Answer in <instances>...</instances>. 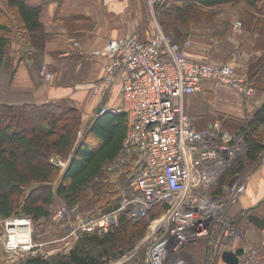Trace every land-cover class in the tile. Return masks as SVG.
<instances>
[{"label": "built area", "instance_id": "1", "mask_svg": "<svg viewBox=\"0 0 264 264\" xmlns=\"http://www.w3.org/2000/svg\"><path fill=\"white\" fill-rule=\"evenodd\" d=\"M146 1L153 8L173 0ZM235 24L241 25L239 21ZM191 44L189 38L173 42L157 28L147 39L138 33L109 38L93 51L105 56L107 62L103 75L88 85L92 99L102 102L118 79V111L127 118L122 150L109 168L129 155H134L135 161L128 189L120 193L119 206L94 218L80 216L76 229L107 231L123 211L129 219L150 220L155 225L149 230L148 246L139 264H186L185 247L198 239L206 240L205 264L221 258L224 250L240 247L243 252L238 264H260L258 249L264 248V228L258 229L257 245L245 242L243 230L226 214L246 189L247 171L234 173L219 195L211 192L221 173L244 154L242 133L223 129L218 121L196 130L182 105L184 95L196 91L203 79L229 85L246 96H251L254 88L228 63L194 60L188 51ZM40 73L45 78L51 76L45 65ZM105 109L100 107L94 116ZM81 133L79 129L77 136ZM49 161L63 169L68 159L53 155ZM261 161L264 149L257 162ZM156 205H165V210L150 219L149 212ZM56 215L63 216L65 211L60 208ZM3 225L0 242L8 253L23 254L41 245L32 239L29 217L10 216ZM217 243L221 245L218 255Z\"/></svg>", "mask_w": 264, "mask_h": 264}, {"label": "trees", "instance_id": "2", "mask_svg": "<svg viewBox=\"0 0 264 264\" xmlns=\"http://www.w3.org/2000/svg\"><path fill=\"white\" fill-rule=\"evenodd\" d=\"M7 6L9 11H0V68L9 51L12 7L26 30H40L38 7L27 6L22 0H8ZM154 11L163 32L177 43H182L193 28L209 30L223 39L231 34L236 20L245 29L264 33V0H173L168 6L155 4ZM35 44L42 48L41 42ZM253 75L254 72L249 73L248 83L260 86ZM37 113L44 119L38 125L30 124ZM82 121L81 112L70 99L22 106L0 103V220L30 217L35 242L43 233L56 231L64 224L65 216L55 218L61 207L67 212L76 208L94 218L116 209L121 191L128 189L135 156L129 155L109 168L122 150L126 114L105 110L85 123L77 137ZM241 133L245 152L218 177L214 194H220L234 173L244 171L259 159L264 149V102L241 126ZM53 155L68 157L63 170L49 161ZM165 207L154 206L149 216H159ZM146 225L144 219H129L121 211L116 225L108 231L80 230L67 254L28 255L18 264H105L111 254L133 247Z\"/></svg>", "mask_w": 264, "mask_h": 264}, {"label": "crops", "instance_id": "3", "mask_svg": "<svg viewBox=\"0 0 264 264\" xmlns=\"http://www.w3.org/2000/svg\"><path fill=\"white\" fill-rule=\"evenodd\" d=\"M22 1L27 6L38 7L40 30H26L16 10L11 8L9 51L0 68V103L22 106L70 99L81 112L84 124L99 107L92 99L88 85L103 75L107 62L105 56L93 51L100 49L109 38L138 33L141 39H147L158 27L154 7L150 8L146 0ZM7 4L8 0H0V11H9ZM235 22L231 34L223 39L216 38L209 30L193 28L186 37L192 43L188 51L197 61L228 63L246 82L249 73L254 72L260 86H252L253 94L246 96L229 85L203 79L198 89L184 95L182 100L183 110L196 130L218 121L223 129L241 132V126L264 102V33L236 26ZM35 42H41L42 48ZM43 65L51 73L50 78L40 73ZM101 105L106 110L119 112L121 90L118 79ZM257 161L244 170L247 171L246 189L226 212L230 221L243 232L252 229L256 234L259 227L248 222L246 215L262 216L264 213V161ZM243 240L250 242L245 233ZM205 244L206 240L198 239L185 247L186 264L201 263ZM258 257L260 264H264V248L258 249ZM216 260L215 264H225L221 258Z\"/></svg>", "mask_w": 264, "mask_h": 264}, {"label": "rangeland", "instance_id": "4", "mask_svg": "<svg viewBox=\"0 0 264 264\" xmlns=\"http://www.w3.org/2000/svg\"><path fill=\"white\" fill-rule=\"evenodd\" d=\"M170 5V3H169ZM168 6V4H167ZM154 19L155 22L157 24V28H160L162 30L161 25L158 22V18L154 12ZM163 31V30H162ZM43 115H41L40 113L38 114H34L33 117H31V121L30 124L33 125H38L41 123V121L43 120ZM84 126V123L82 121V125L80 127ZM83 129V127H82ZM58 156V155H56ZM60 157V156H59ZM63 158V157H61ZM68 157H66L65 159H67ZM127 157H125L124 160H126ZM128 159V158H127ZM242 173L244 174V171H242ZM128 176V175H127ZM230 180V179H229ZM229 180L227 181V183L229 182ZM226 183V184H227ZM117 188L120 189L119 184L117 185ZM62 209L65 211V217L62 218V220L64 221V224L60 227H57V230H60L57 234V236L60 237L59 238H55L54 234L55 229H53L50 232L47 233H43V236H41L40 238H38V240L43 241L42 245L35 247L34 249H32V251H28L26 253H8L7 251L4 250V247L2 244H0V264H18L23 258H25L28 255H36V254H41V255H49V254H56L57 252L65 255L67 254L75 245L76 239L79 236V229H76V225L78 222V218L80 216H85L84 212L80 211V210H69L68 212L65 210L64 207H62ZM156 218V217H155ZM150 219H154L151 218ZM146 228L145 231L143 233V236L137 240V242L134 244L133 247L128 248L127 250L123 251L122 253H116V254H111V257L108 258V260L106 261L105 264H131L134 262H137L141 259V257L144 255V253L146 252L147 246H148V235H149V230L151 231L153 228H155L154 226L150 227L151 222L150 220H145ZM150 227V228H149ZM38 230H40V228L38 227ZM82 232V231H81ZM105 231L102 232H98V233H103ZM56 236V237H57ZM55 238V239H53ZM40 241H38L37 243H40ZM221 248V245L219 243H217V245L215 246V252L218 255V252ZM217 260H211L210 264H215ZM205 264L207 263V260L203 258V260L201 261V263L199 264ZM209 264V261H208Z\"/></svg>", "mask_w": 264, "mask_h": 264}, {"label": "water", "instance_id": "5", "mask_svg": "<svg viewBox=\"0 0 264 264\" xmlns=\"http://www.w3.org/2000/svg\"><path fill=\"white\" fill-rule=\"evenodd\" d=\"M99 110V109H98ZM246 220L250 223H253L259 228H264V213L262 216H256L253 214H248L246 215ZM84 221H87V218L84 219ZM246 234L247 238L249 241L255 243L256 245L258 244V235L255 233L254 230L252 229H246L244 231ZM243 252V248H237L235 251L234 250H224L221 253V259L225 264H238L239 262V254ZM138 264V263H134Z\"/></svg>", "mask_w": 264, "mask_h": 264}, {"label": "bare ground", "instance_id": "6", "mask_svg": "<svg viewBox=\"0 0 264 264\" xmlns=\"http://www.w3.org/2000/svg\"><path fill=\"white\" fill-rule=\"evenodd\" d=\"M240 22V21H239ZM152 227L154 226L155 227V225H154V223L151 225Z\"/></svg>", "mask_w": 264, "mask_h": 264}]
</instances>
